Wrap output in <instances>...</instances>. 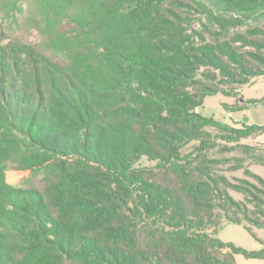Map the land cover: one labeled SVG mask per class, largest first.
Returning <instances> with one entry per match:
<instances>
[{
  "label": "trees",
  "instance_id": "obj_1",
  "mask_svg": "<svg viewBox=\"0 0 264 264\" xmlns=\"http://www.w3.org/2000/svg\"><path fill=\"white\" fill-rule=\"evenodd\" d=\"M261 76L264 0H0V264L264 258L213 231L264 230V125L200 112Z\"/></svg>",
  "mask_w": 264,
  "mask_h": 264
},
{
  "label": "rangeland",
  "instance_id": "obj_2",
  "mask_svg": "<svg viewBox=\"0 0 264 264\" xmlns=\"http://www.w3.org/2000/svg\"><path fill=\"white\" fill-rule=\"evenodd\" d=\"M25 45L37 44L36 36L27 31L19 34ZM234 96H225L221 93L208 96L205 104L200 108V112L205 117L213 118L217 121L242 126L243 120L248 118L246 123L264 125V76L252 79V81L244 86L239 87ZM236 106H242V109H234ZM257 141L264 142V134L261 137H253L242 139L243 143L255 144ZM250 169L264 178V165H251ZM28 172L9 171L7 180L14 184L19 182ZM233 180L246 179L256 182L254 178L248 176L244 170L229 173ZM257 183V182H256ZM237 199H243V194L233 192ZM258 238L253 237L244 225L235 223H226L219 228L217 237L226 242L233 243L249 251H258L264 248V230L256 226L252 227ZM237 264H264V258H247L243 254L236 255Z\"/></svg>",
  "mask_w": 264,
  "mask_h": 264
},
{
  "label": "water",
  "instance_id": "obj_3",
  "mask_svg": "<svg viewBox=\"0 0 264 264\" xmlns=\"http://www.w3.org/2000/svg\"><path fill=\"white\" fill-rule=\"evenodd\" d=\"M244 122H247L248 121V118H245L244 120H243ZM217 229H213V231H216Z\"/></svg>",
  "mask_w": 264,
  "mask_h": 264
},
{
  "label": "built area",
  "instance_id": "obj_4",
  "mask_svg": "<svg viewBox=\"0 0 264 264\" xmlns=\"http://www.w3.org/2000/svg\"><path fill=\"white\" fill-rule=\"evenodd\" d=\"M9 182V181H8Z\"/></svg>",
  "mask_w": 264,
  "mask_h": 264
}]
</instances>
